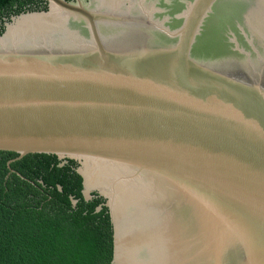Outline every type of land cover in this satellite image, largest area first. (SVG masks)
Returning <instances> with one entry per match:
<instances>
[{
	"label": "water",
	"instance_id": "95a60500",
	"mask_svg": "<svg viewBox=\"0 0 264 264\" xmlns=\"http://www.w3.org/2000/svg\"><path fill=\"white\" fill-rule=\"evenodd\" d=\"M46 2L0 33V150L77 162L112 264H264V0Z\"/></svg>",
	"mask_w": 264,
	"mask_h": 264
},
{
	"label": "trees",
	"instance_id": "16d2710c",
	"mask_svg": "<svg viewBox=\"0 0 264 264\" xmlns=\"http://www.w3.org/2000/svg\"><path fill=\"white\" fill-rule=\"evenodd\" d=\"M46 8V0H0V33L12 16ZM16 157L0 150V264H112L108 208L95 191L85 199L77 162Z\"/></svg>",
	"mask_w": 264,
	"mask_h": 264
},
{
	"label": "bare ground",
	"instance_id": "6f19581e",
	"mask_svg": "<svg viewBox=\"0 0 264 264\" xmlns=\"http://www.w3.org/2000/svg\"><path fill=\"white\" fill-rule=\"evenodd\" d=\"M57 18L58 17L49 18V19H42V20L31 18L26 22L20 23L18 27L21 28L20 31L25 32V33H30V32H33L35 30H38V28H41L42 26L50 27L54 23V21L57 20ZM106 179L108 180V178H106ZM107 185H108V182H107Z\"/></svg>",
	"mask_w": 264,
	"mask_h": 264
}]
</instances>
